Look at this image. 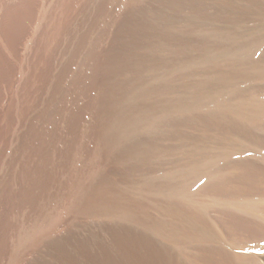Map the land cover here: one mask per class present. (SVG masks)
<instances>
[{
	"label": "rangeland",
	"instance_id": "rangeland-1",
	"mask_svg": "<svg viewBox=\"0 0 264 264\" xmlns=\"http://www.w3.org/2000/svg\"><path fill=\"white\" fill-rule=\"evenodd\" d=\"M214 4L215 0H208L207 5L212 8L208 6L211 11L205 9L208 11L206 17L214 16L206 19L200 11L196 16L189 12L188 6L181 12L167 0H0V264H55L59 260L60 246H72L74 236L101 234L107 238L103 219L80 214L76 209L77 189L80 193L79 188L84 190L85 187L90 192L88 188H98L102 184V187L112 191L119 188V191L116 190L119 193H113L116 196L119 194L117 198L120 199L125 191L132 190L129 186L134 181H141L140 178L158 163L163 169L171 168L173 162L175 165L186 163L188 158H182L179 148L190 147L186 134L195 129L193 134L199 135L201 126L195 128L180 122L163 123L158 125L157 130L154 129L156 133L151 131L148 135H132L125 139L119 137L123 134L119 126L118 131L114 127L119 123L117 116L121 112L126 117L132 115L131 119L136 118L134 115L141 110L157 114L162 111L166 99L190 91L186 82L188 78L193 83L219 73L210 65L212 63H203V60L201 63L200 59L208 51L212 55L218 52L224 43L221 41L227 40L225 33L231 37L239 29L233 30L235 25L230 21L225 20L224 23L222 20L219 24L215 19L214 22L212 19L216 15L228 11L226 7L218 8L221 6ZM259 20L242 15L238 25L244 28L240 30L239 41H246L250 39V34L254 36L255 33L264 37V26L262 28L263 24H259L262 21ZM218 29L225 31L221 33L222 37L216 32ZM199 34L208 38L211 48L200 40L203 37ZM217 40H221L222 45ZM182 63L186 66L197 64L192 68L194 72L189 65L187 67L192 71L186 72L187 69L185 73L186 67L184 69ZM181 64L183 69L179 67ZM176 69L183 71L179 73ZM183 72L185 76L181 75ZM206 73L209 76L205 77ZM157 75L169 82L168 86L166 83H154L156 86H152L153 79L159 77ZM235 77L232 79L235 80ZM238 78L236 83L245 82L240 80L244 78ZM148 85L154 88H147ZM186 85L188 87L184 89ZM140 88L147 89L142 93L146 94L134 95ZM167 94L171 96L168 98ZM163 98L164 101L161 100ZM136 163L138 171L133 168ZM48 208L51 212L46 214ZM150 213L156 214V211ZM209 214L214 217L216 213L210 211ZM42 215L44 217L39 218ZM35 223L42 225L44 233L40 229V236L37 234L32 241L21 243L19 233L33 231ZM46 224L49 227H45ZM68 234L73 237H68ZM55 241L59 243L55 244ZM68 245L65 248H70ZM258 247L264 253V242ZM82 264L87 263L82 261Z\"/></svg>",
	"mask_w": 264,
	"mask_h": 264
},
{
	"label": "bare ground",
	"instance_id": "bare-ground-1",
	"mask_svg": "<svg viewBox=\"0 0 264 264\" xmlns=\"http://www.w3.org/2000/svg\"><path fill=\"white\" fill-rule=\"evenodd\" d=\"M167 1L169 4L175 5L176 9L180 11L182 8L188 6L190 9L189 12L191 11L194 15L201 12V15H205L206 19L214 16V14H212L211 17L210 15L206 17L208 11L206 12L205 9L210 6L207 5L208 0ZM215 1L216 4L214 5L219 4L217 7H221L218 8L226 7L228 11L223 9L226 11V13L222 11L225 15H223V13L219 15V13L212 20L215 22L216 19L218 22L221 21V23L222 20H224V23L225 20L230 21L233 23V26L235 25L233 30H235V28L239 29L237 30V35L232 30L235 35L233 34L234 36L231 37L229 34L225 33L227 40L224 39L225 36L223 37L224 41L219 40L222 43L224 42L223 45L217 40V43L222 45L218 52L212 55V52L208 53L210 52L208 51L204 55V58L200 59L201 63L202 60L203 63H212L210 65L212 67L214 66L213 68H215V70L217 68L219 73L216 71L218 74L214 72L215 75L212 74L213 76H209V73L208 75L206 73L204 76L209 77L206 79L201 78L202 80L200 81L194 80L193 83L190 81L192 79L189 80L188 78L191 83L187 80L186 82L190 85L186 84L189 87L187 85L183 87L184 89L186 87H188V89L190 88V91H187V89L186 94L177 95L173 99H171L170 94H167L170 99H161L163 101L165 100V102L161 107L162 111H157V114L153 113L152 115L150 114L151 112H149L150 110L148 113L147 111L143 110L142 112L141 110L138 112L140 114L137 113L134 115L136 118H133V116V119H131L130 116L132 115L126 117L124 112H121L120 115L117 113L119 123L113 120L118 124L116 125V123L114 124L113 122V125H116L114 128H116L117 131L119 128L120 133H123L122 135L119 133L120 136H118L120 139L123 137V139H125V137L132 135H134V137L145 134L148 135L149 132L154 131L159 124H167L169 122L186 123V125H182L187 126V124H190L194 125L195 128L201 126V135L193 134L195 129H193V132L186 134L185 138L190 139V142L187 140L189 142L188 146H191L186 147V150L183 147L179 148L182 158H188V160L185 161L186 163L184 164L179 163L180 165L177 163L175 165V162L172 161V167L165 169L161 168V163H158V166L155 163L157 167H151L149 173L146 171L147 174H145L146 176H143L142 179L140 178L141 181H134V183L137 184L134 185V183H132L134 186L133 188L132 184L129 186L130 189H132L131 191L128 192L124 186L127 192L123 189L125 195H120V199L117 198L119 194H117V196L115 194L119 193L116 192V190L119 191V188H115V191L113 190L115 193H113L111 189L108 190V188L102 187V184L99 183L101 187L98 186L97 188L96 186L95 188L93 187L94 189L91 188L92 190L88 188L90 192H87L84 187V190L79 188L80 193H78V189L76 188L77 192L75 191V193L78 194L77 196L75 194L77 197V203L75 202V205H77L76 209L79 210L80 214L96 216L103 219L108 237L104 238L100 236L101 234H91L86 237H80V235L70 237L68 234V237H73L72 246L66 244V246L68 245L70 248H65L66 246L57 245L61 247L60 252L57 250L59 252V260H57L60 264H82V261H85L87 264H264V253L261 252L258 247L264 242V37L254 32V36H252L253 34H250L252 37L249 35L250 39L246 37V41H239L241 39L240 30H243L242 28L244 27L238 25L242 15L245 17L254 16L256 19H260L259 21H262L259 24H263V28L264 0ZM212 2L211 4L215 3ZM245 7L249 8L248 10H250V12L244 10L243 8ZM210 8L212 7L210 6ZM210 8L207 10L211 11ZM242 9L248 13L246 12L247 14H245ZM181 12L179 14H182ZM190 16L193 15L190 14ZM143 19H145V17ZM208 20L206 21L208 22ZM213 21L212 23L215 24ZM229 23L227 22V24ZM185 24H187V22ZM213 24L212 26H214ZM223 26L224 25L220 27ZM231 26L232 25L229 27L231 28ZM220 27L218 28L220 29ZM188 29H190V27ZM219 29L216 32L220 33L219 35H221V33L224 34V28L221 29L222 32H219L221 31ZM245 29L247 31V28ZM171 30L172 29H170V32ZM195 30H193V32ZM174 31L177 30L174 29ZM202 32L204 31H201V33ZM256 32L259 31L256 30ZM218 33H215L217 38L223 36L221 35L218 37ZM186 34L189 35L187 32ZM206 35L210 37V34L206 33ZM202 37L203 39H199L203 40L205 44H209L208 46L210 47L208 38L205 35ZM211 41L213 40L211 39ZM207 45L205 47L206 51L208 49ZM204 51L205 50H203V52ZM199 63L198 65H200ZM182 64L179 67H181V69L186 67V69L184 68L185 72L188 69L187 66L190 65L192 69L197 63H193L192 65L188 64L187 66L185 64H183V66ZM189 69L186 72L193 70ZM178 72L181 73L180 70ZM184 72L181 75H183ZM191 74L188 73L187 75L191 76ZM185 75L186 74H184V76ZM237 75H239L240 78H244L240 80H245L246 83H239L238 81V83H236V79L239 77H237ZM233 77H235V80L232 79ZM153 80L152 86L154 83L165 84L167 82L160 76ZM168 83H166L167 86ZM150 85H148L147 88ZM183 85L185 84L183 83ZM170 87L171 86H169V88ZM149 88L154 87L150 86ZM158 89L160 90V88ZM165 89L163 88V90ZM145 90L147 89H141L139 91L137 89V94L134 95H145L146 93L142 94L146 92ZM96 95L98 96V93ZM137 99L136 101H138ZM124 100L125 99H123V101ZM129 102L130 99L128 103ZM120 105L121 104H118V106ZM156 105L159 104L157 103ZM127 107L128 106H126V108ZM153 109L151 111H154ZM127 111L129 110H126V112ZM125 117L128 119H125ZM117 126L119 127L117 128ZM102 128L103 127H101V130ZM211 129H214L216 132L213 130V132H215L214 134L212 131V133H209ZM107 130L109 129L107 128ZM102 131L104 132V129ZM109 143L111 142L109 141ZM182 151L184 152L182 153ZM137 165V163L133 165V168H136ZM138 170L139 169H137V171ZM144 189L148 191L145 196H143L145 191L142 193ZM52 204L54 206V203ZM64 205L66 206V204ZM48 209L46 214L51 212V210L49 209L50 211H48ZM66 209L68 208L66 207ZM150 211H156V214H151ZM210 211L216 213L214 217H210ZM41 217L44 216L42 215L39 218ZM46 218L42 219L46 220ZM40 222L38 224H40ZM38 224L34 229H31L33 230L31 232H25L24 230V234H22L23 231H21V233H19L21 236L18 240L22 241L21 243L32 241L35 235L40 234V229L43 231L42 225L39 226ZM26 225H28V223ZM45 227L49 226L46 224ZM29 228L30 227L27 229ZM45 233H47V231ZM39 236L36 237L39 238ZM57 240H60V238ZM63 241L65 242V240H62V242ZM57 242L58 241H55V244ZM22 245L23 244H21V246ZM58 256L54 257L56 258ZM53 262L55 261L53 260Z\"/></svg>",
	"mask_w": 264,
	"mask_h": 264
}]
</instances>
